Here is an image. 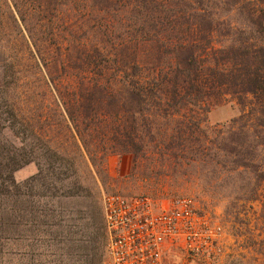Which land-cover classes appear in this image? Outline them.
<instances>
[{
	"label": "trees",
	"instance_id": "16d2710c",
	"mask_svg": "<svg viewBox=\"0 0 264 264\" xmlns=\"http://www.w3.org/2000/svg\"><path fill=\"white\" fill-rule=\"evenodd\" d=\"M21 10L26 35L18 32L29 67L42 76L43 100L60 106L92 163L107 154L147 160L141 131L166 127L168 143L158 139L165 151L156 143L151 160L179 161L189 143L190 153H203L216 168L230 164L231 172L253 175L254 199L264 180V6L239 27L226 24L229 43L220 45L213 41L220 24L205 15L203 3L42 0ZM225 96L240 114L210 138L202 123ZM9 111L14 118L22 113L15 101ZM83 230L82 250L105 242V233Z\"/></svg>",
	"mask_w": 264,
	"mask_h": 264
},
{
	"label": "rangeland",
	"instance_id": "374dc122",
	"mask_svg": "<svg viewBox=\"0 0 264 264\" xmlns=\"http://www.w3.org/2000/svg\"><path fill=\"white\" fill-rule=\"evenodd\" d=\"M38 1L0 0V98L5 101L0 104V264H102L107 244L103 198L114 193L162 204L191 198L220 222L223 234L215 254L192 258L174 249L169 264H264V180L257 181L250 200L253 175L231 172L230 164L216 168L203 153H190L189 143L179 161L151 160L156 143L165 151L158 139L166 127L140 133L150 160L107 154L91 162L60 106L50 97L43 100L42 76L27 62L18 29L26 33L18 20L27 16L21 7ZM182 2L208 7L205 15L220 24L214 27L215 45L229 43L226 24L239 27L249 12L264 6V0ZM27 25L36 31L34 24ZM12 101L21 116L10 113ZM40 104L46 109H37ZM239 114L235 99L225 96L210 105L202 129L212 138ZM85 227L105 233L101 247L80 248Z\"/></svg>",
	"mask_w": 264,
	"mask_h": 264
},
{
	"label": "built area",
	"instance_id": "2783aa9c",
	"mask_svg": "<svg viewBox=\"0 0 264 264\" xmlns=\"http://www.w3.org/2000/svg\"><path fill=\"white\" fill-rule=\"evenodd\" d=\"M106 259L102 264H169L175 249L208 257L220 246L223 229L191 198L162 204L146 196L103 198Z\"/></svg>",
	"mask_w": 264,
	"mask_h": 264
}]
</instances>
